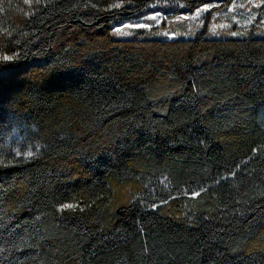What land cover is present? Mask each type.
I'll return each instance as SVG.
<instances>
[{
  "label": "trees",
  "instance_id": "1",
  "mask_svg": "<svg viewBox=\"0 0 264 264\" xmlns=\"http://www.w3.org/2000/svg\"><path fill=\"white\" fill-rule=\"evenodd\" d=\"M235 1L0 0V264H264V0L190 19Z\"/></svg>",
  "mask_w": 264,
  "mask_h": 264
},
{
  "label": "rangeland",
  "instance_id": "2",
  "mask_svg": "<svg viewBox=\"0 0 264 264\" xmlns=\"http://www.w3.org/2000/svg\"><path fill=\"white\" fill-rule=\"evenodd\" d=\"M262 4L259 0H238L233 3L228 9H224L219 12L211 13L212 6H207L198 10L190 19L196 21L197 27L208 25L215 34L219 32L227 31L230 27L236 26L247 27L255 21L257 18V9ZM206 14H211L212 20L206 17ZM264 19V17H262ZM176 21L180 18H174ZM169 19L163 13L150 14L146 17H142L134 24L127 25L128 28H152L153 32H157L166 35L168 38H176L177 34L163 30L164 23H168ZM238 30H234L237 32ZM218 32V33H217ZM124 34H128V30H123ZM214 33H212L214 35ZM160 37V35H158Z\"/></svg>",
  "mask_w": 264,
  "mask_h": 264
},
{
  "label": "snow or ice",
  "instance_id": "3",
  "mask_svg": "<svg viewBox=\"0 0 264 264\" xmlns=\"http://www.w3.org/2000/svg\"><path fill=\"white\" fill-rule=\"evenodd\" d=\"M115 7H120L121 5L120 4H116V5H114ZM9 59V57H5V60H8ZM29 155H31V153H29ZM197 195H198V193H197ZM64 208H72L73 207V205H70V204H68V205H64L63 206Z\"/></svg>",
  "mask_w": 264,
  "mask_h": 264
}]
</instances>
